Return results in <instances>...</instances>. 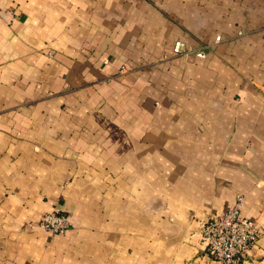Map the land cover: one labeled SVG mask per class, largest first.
<instances>
[{"label":"crops","instance_id":"1","mask_svg":"<svg viewBox=\"0 0 264 264\" xmlns=\"http://www.w3.org/2000/svg\"><path fill=\"white\" fill-rule=\"evenodd\" d=\"M238 195L264 264V0H0V264H219Z\"/></svg>","mask_w":264,"mask_h":264},{"label":"built area","instance_id":"2","mask_svg":"<svg viewBox=\"0 0 264 264\" xmlns=\"http://www.w3.org/2000/svg\"><path fill=\"white\" fill-rule=\"evenodd\" d=\"M221 41L222 36L218 35L211 46ZM173 53L180 56L192 54L199 58L207 56L205 48L193 50L183 40L175 42ZM243 203L244 196L238 195L225 213L200 222L203 239L213 259L219 264H248L247 258L260 235L256 221L243 215ZM39 225L52 233L63 234L70 228L71 222L66 213L55 208L42 216Z\"/></svg>","mask_w":264,"mask_h":264}]
</instances>
